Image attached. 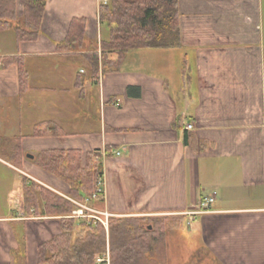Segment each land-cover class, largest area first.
<instances>
[{
	"label": "crops",
	"instance_id": "obj_1",
	"mask_svg": "<svg viewBox=\"0 0 264 264\" xmlns=\"http://www.w3.org/2000/svg\"><path fill=\"white\" fill-rule=\"evenodd\" d=\"M102 1L47 0L39 37L14 35L0 52L29 73L22 91L19 64L0 59V264H38L39 246L60 232L58 217L24 213L22 186L25 177L72 199L34 162L69 148L101 157L104 195L72 199L90 218L176 222L154 262L264 264V0H179L180 46L131 50L106 72ZM74 19L85 21L82 47L61 50ZM43 121L65 135H33ZM214 192L208 212L188 215Z\"/></svg>",
	"mask_w": 264,
	"mask_h": 264
},
{
	"label": "trees",
	"instance_id": "obj_2",
	"mask_svg": "<svg viewBox=\"0 0 264 264\" xmlns=\"http://www.w3.org/2000/svg\"><path fill=\"white\" fill-rule=\"evenodd\" d=\"M47 0H0V31L12 29L16 40L32 41L41 34ZM179 0H109L101 6L100 19L110 27V37L102 43L103 70L120 67L131 50L142 48H174L181 45ZM85 21L74 19L68 37L57 47L61 50L81 48L85 39ZM116 55L117 59H112ZM92 78L99 77L97 54L88 55ZM5 65L19 64L21 90L29 89V73L17 57H2ZM33 135H65L63 129L50 121L36 123ZM2 138H0L1 144ZM20 151L18 150V154ZM98 152H88L83 159L79 150H47L40 153L35 164L69 186L68 196L80 202L93 197L103 177ZM21 165L19 160H13ZM24 210L28 216L59 218L60 232L39 246L38 264H96L110 243L111 264H158L146 256L155 249L168 224L166 217L155 219L154 229L142 226L136 217L108 218V231L95 218L72 216L76 204L47 187L23 178Z\"/></svg>",
	"mask_w": 264,
	"mask_h": 264
},
{
	"label": "built area",
	"instance_id": "obj_3",
	"mask_svg": "<svg viewBox=\"0 0 264 264\" xmlns=\"http://www.w3.org/2000/svg\"><path fill=\"white\" fill-rule=\"evenodd\" d=\"M103 2L106 4V3H108V0H103ZM192 128H193V125L187 126V129H192ZM104 193H105L104 180L101 177L99 180L98 190L93 195V197L102 196V195H104ZM215 199H216V193L215 192L213 194H210L208 196L203 197L199 201L198 206L195 208V210L193 212H189L188 215L193 216V215L208 212L210 210L211 204L214 203ZM76 204L78 206V209L74 210V212L72 214L73 217H76V218L80 217V218H84V219L93 217V215H90L89 213L86 212L89 209L86 207V205L78 203V202H76ZM105 217H106L105 219L100 218V222H102L105 225V227L107 228V226H108V221H107L108 215L106 214ZM189 223H190V221H189ZM96 264H110V253H109V251L106 252V254L104 256L99 257L96 261Z\"/></svg>",
	"mask_w": 264,
	"mask_h": 264
},
{
	"label": "rangeland",
	"instance_id": "obj_4",
	"mask_svg": "<svg viewBox=\"0 0 264 264\" xmlns=\"http://www.w3.org/2000/svg\"><path fill=\"white\" fill-rule=\"evenodd\" d=\"M103 2V1H102ZM264 14V13H263ZM14 31L12 30V29H10V30H7V31H0V52H2V51H6V48H9L10 47V45L12 44V42L14 43ZM88 83H89V81H88ZM87 83V84H88ZM88 86L89 87H91V85L90 84H88ZM22 161V160H21ZM20 161V162H21ZM63 181V180H62ZM65 183V182H64ZM51 190V189H50ZM23 193H24V191H23ZM23 206H24V203H23ZM25 211V210H24ZM28 215V214H27ZM50 217H54V216H50ZM167 220V223L166 224H168V227L167 228H169L170 227V224H176V222H174V220L172 221L171 219H166ZM57 229H58V226H57ZM59 230V229H58ZM107 231H108V229H106ZM60 231V230H59ZM165 231H167L166 229H165ZM49 231H46V234L47 235H49ZM52 233V232H51ZM50 233V234H51ZM162 241H163V237L161 236L160 237V239H159V242L155 245V249L150 253H148L147 254V258H150L152 261H153V258H151V257H153L154 256V258H156V255H155V253H159V251H160V248H161V245H162ZM108 242V241H107ZM109 251V253H110V250H109V247H106V250H105V254H106V252H108ZM157 259V258H156ZM155 260V259H154ZM158 260V259H157ZM110 264H111V256H110ZM140 264H147L146 263V261L145 260H141V263ZM160 264H161V262H160Z\"/></svg>",
	"mask_w": 264,
	"mask_h": 264
},
{
	"label": "water",
	"instance_id": "obj_5",
	"mask_svg": "<svg viewBox=\"0 0 264 264\" xmlns=\"http://www.w3.org/2000/svg\"><path fill=\"white\" fill-rule=\"evenodd\" d=\"M29 157H31V156H29ZM33 157V156H32ZM32 157H31V159H32Z\"/></svg>",
	"mask_w": 264,
	"mask_h": 264
}]
</instances>
